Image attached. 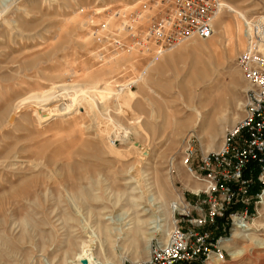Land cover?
Here are the masks:
<instances>
[{
	"label": "rangeland",
	"instance_id": "obj_1",
	"mask_svg": "<svg viewBox=\"0 0 264 264\" xmlns=\"http://www.w3.org/2000/svg\"><path fill=\"white\" fill-rule=\"evenodd\" d=\"M168 6L0 0V264H81L91 231L98 264H145L201 190L185 148L192 162L218 150L245 114L237 58L264 0H219L208 39L159 46L147 29ZM248 209L219 264H264V193Z\"/></svg>",
	"mask_w": 264,
	"mask_h": 264
},
{
	"label": "built area",
	"instance_id": "obj_2",
	"mask_svg": "<svg viewBox=\"0 0 264 264\" xmlns=\"http://www.w3.org/2000/svg\"><path fill=\"white\" fill-rule=\"evenodd\" d=\"M168 2L165 15L152 20L147 29V36L159 46H173L192 36L207 39L212 35L211 19L219 0ZM247 27L250 38L237 58L249 85L245 114L227 131L218 150L203 153L192 162V150L186 146L184 169L192 181L202 184L201 190L188 200L180 196L172 215L176 214L172 229L164 242L150 249L145 264L223 262L220 246L227 234L251 220L254 214L249 205L260 203L264 193V19L251 21ZM219 220L224 221L223 232L215 238L198 229L215 228ZM183 223L188 226L181 227Z\"/></svg>",
	"mask_w": 264,
	"mask_h": 264
},
{
	"label": "bare ground",
	"instance_id": "obj_3",
	"mask_svg": "<svg viewBox=\"0 0 264 264\" xmlns=\"http://www.w3.org/2000/svg\"><path fill=\"white\" fill-rule=\"evenodd\" d=\"M244 19V18H242ZM262 19H264V17H262ZM211 22H212V19H211ZM248 23H246V26H247ZM212 28H213V25H212ZM247 29V30H246ZM246 33H245V36L247 38V40L249 41V38H250V34H249V29L248 27H246ZM190 38H196V39H200V38H197V36H192ZM208 39V38H207ZM200 40H205V39H200ZM58 88H56L55 90L57 91ZM97 94V93H96ZM98 95V94H97ZM86 97V96H85ZM90 98H88V96L86 97L87 99L89 100H92V102L94 103L95 106H97V102L98 100H104L105 99V95L103 93H99V96L97 98H95L93 95L92 96H89ZM93 103H92V108H93ZM91 105V104H90ZM94 106V108H95ZM35 112L38 116V118L40 120H44V119H47L50 117L51 115V111H48V109L46 108H38V109H35ZM225 136V135H224ZM223 143V142H222ZM205 152V151H204ZM208 152V151H206ZM179 196V195H178ZM248 225V223L244 224V225H239V229H243V228H246ZM151 235V234H150ZM151 237V236H150ZM87 240H88V244L89 246L88 247H85L83 249V252L82 254L78 257L80 259V261H84L85 263L84 264H98V262H96V258L94 257V251H95V243L97 240V237L96 235L93 233V231H91V233H87V236H86ZM152 238V237H151ZM226 243V242H225ZM124 259V258H123ZM108 263V262H107Z\"/></svg>",
	"mask_w": 264,
	"mask_h": 264
},
{
	"label": "water",
	"instance_id": "obj_4",
	"mask_svg": "<svg viewBox=\"0 0 264 264\" xmlns=\"http://www.w3.org/2000/svg\"><path fill=\"white\" fill-rule=\"evenodd\" d=\"M84 263H85V262L82 260V261H81V264H84Z\"/></svg>",
	"mask_w": 264,
	"mask_h": 264
},
{
	"label": "trees",
	"instance_id": "obj_5",
	"mask_svg": "<svg viewBox=\"0 0 264 264\" xmlns=\"http://www.w3.org/2000/svg\"><path fill=\"white\" fill-rule=\"evenodd\" d=\"M254 190H255V188H254Z\"/></svg>",
	"mask_w": 264,
	"mask_h": 264
}]
</instances>
